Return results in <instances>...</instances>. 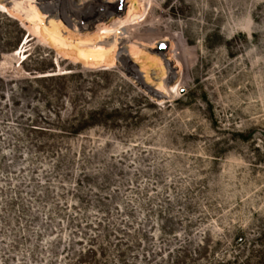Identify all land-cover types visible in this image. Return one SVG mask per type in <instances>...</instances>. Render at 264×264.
Here are the masks:
<instances>
[{"label":"rangeland","instance_id":"rangeland-1","mask_svg":"<svg viewBox=\"0 0 264 264\" xmlns=\"http://www.w3.org/2000/svg\"><path fill=\"white\" fill-rule=\"evenodd\" d=\"M0 264H264V0H0Z\"/></svg>","mask_w":264,"mask_h":264},{"label":"water","instance_id":"water-1","mask_svg":"<svg viewBox=\"0 0 264 264\" xmlns=\"http://www.w3.org/2000/svg\"><path fill=\"white\" fill-rule=\"evenodd\" d=\"M159 52H160V53L165 52V46H163V45L160 46V47H159Z\"/></svg>","mask_w":264,"mask_h":264}]
</instances>
